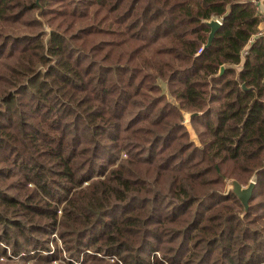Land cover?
I'll list each match as a JSON object with an SVG mask.
<instances>
[{
  "label": "trees",
  "instance_id": "1",
  "mask_svg": "<svg viewBox=\"0 0 264 264\" xmlns=\"http://www.w3.org/2000/svg\"><path fill=\"white\" fill-rule=\"evenodd\" d=\"M35 1L0 0V264H264L257 6Z\"/></svg>",
  "mask_w": 264,
  "mask_h": 264
},
{
  "label": "water",
  "instance_id": "2",
  "mask_svg": "<svg viewBox=\"0 0 264 264\" xmlns=\"http://www.w3.org/2000/svg\"><path fill=\"white\" fill-rule=\"evenodd\" d=\"M37 6H40V0H36L35 1ZM207 24V26L210 28V33L208 35L207 38V42L205 44L204 47H208L211 44V41L214 37V34L216 32V30L219 28L220 23L215 20V19H211L207 22H205ZM223 67H220L219 70V74H221L223 72ZM244 88V86H243ZM197 115V114H193L190 117ZM254 182L251 181L246 187H242L237 181L232 180L230 181V191L239 199V201L241 202L243 208H244V212L246 213L248 210V202L251 198V194H252V190L254 188Z\"/></svg>",
  "mask_w": 264,
  "mask_h": 264
},
{
  "label": "rangeland",
  "instance_id": "3",
  "mask_svg": "<svg viewBox=\"0 0 264 264\" xmlns=\"http://www.w3.org/2000/svg\"><path fill=\"white\" fill-rule=\"evenodd\" d=\"M41 1V0H40ZM40 7H41V3H40ZM42 8V7H41ZM39 11L36 13V16L38 15ZM39 18V17H38ZM216 20V19H215ZM47 30V29H46ZM183 125L185 126V128L188 130L189 132V135H190V139L195 143V144H198V140H197V137H196V134L194 132V130L192 129V127L190 126V123H189V114H184V121H183ZM233 179H229V180H226V186H225V189L227 191H230V188H231V185H230V181H232ZM236 181V180H235ZM253 181V178L249 179L248 181V184ZM254 182V181H253ZM247 184V185H248ZM246 185V186H247ZM242 187H246L244 185H241Z\"/></svg>",
  "mask_w": 264,
  "mask_h": 264
},
{
  "label": "crops",
  "instance_id": "4",
  "mask_svg": "<svg viewBox=\"0 0 264 264\" xmlns=\"http://www.w3.org/2000/svg\"><path fill=\"white\" fill-rule=\"evenodd\" d=\"M250 1L257 6V9L259 10V13L262 17V22L258 26V29L260 31L264 29V0H250Z\"/></svg>",
  "mask_w": 264,
  "mask_h": 264
},
{
  "label": "built area",
  "instance_id": "5",
  "mask_svg": "<svg viewBox=\"0 0 264 264\" xmlns=\"http://www.w3.org/2000/svg\"><path fill=\"white\" fill-rule=\"evenodd\" d=\"M219 23H220V20L219 19H216ZM260 34H264V29L260 30ZM203 47L201 49H199L198 53H200L202 51Z\"/></svg>",
  "mask_w": 264,
  "mask_h": 264
}]
</instances>
